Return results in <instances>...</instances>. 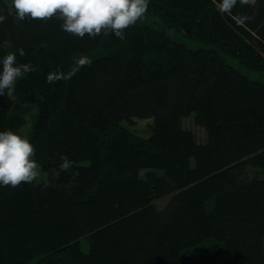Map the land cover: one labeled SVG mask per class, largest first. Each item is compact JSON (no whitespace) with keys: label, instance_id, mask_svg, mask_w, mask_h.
<instances>
[{"label":"trees","instance_id":"trees-1","mask_svg":"<svg viewBox=\"0 0 264 264\" xmlns=\"http://www.w3.org/2000/svg\"><path fill=\"white\" fill-rule=\"evenodd\" d=\"M220 2L149 0L123 39H80L56 18L17 25L0 0V60L33 69L0 96V131L20 134L35 107L46 176L0 186V264H264V81L249 77L264 76V0ZM82 56L90 66L47 83ZM191 115L204 144L183 127ZM133 120L152 121L149 138ZM60 155L79 172L70 189V173L52 179Z\"/></svg>","mask_w":264,"mask_h":264},{"label":"clouds","instance_id":"clouds-1","mask_svg":"<svg viewBox=\"0 0 264 264\" xmlns=\"http://www.w3.org/2000/svg\"><path fill=\"white\" fill-rule=\"evenodd\" d=\"M241 4H250L252 0H239ZM149 0H11L14 9L13 22L17 25L25 20L48 21L53 18L62 21L61 29L70 35L83 39L86 35L90 39L98 36H114L124 38V31L140 20L148 10ZM237 0H221L218 10L221 13H231ZM8 19L5 9L0 7V24ZM251 17L240 15L237 22L243 25ZM8 42L4 41L3 46ZM20 56H24L23 49H17ZM87 56L76 61V67L65 73L61 67L49 72L46 81L53 84L60 80L71 79L80 68L90 66ZM0 96L6 91L11 95L14 83L24 74L33 71L30 64H17L15 52H10L0 60ZM35 147L28 138L12 130L0 131V186L16 188L22 183H33L40 176V165L34 159ZM59 171L51 170L52 179L60 172L70 173V179L64 185L70 189L78 171H73L75 161L67 155L59 156ZM48 187L47 184L44 185Z\"/></svg>","mask_w":264,"mask_h":264},{"label":"rangeland","instance_id":"rangeland-1","mask_svg":"<svg viewBox=\"0 0 264 264\" xmlns=\"http://www.w3.org/2000/svg\"><path fill=\"white\" fill-rule=\"evenodd\" d=\"M97 55H98L97 53H93L91 56H89V58L91 59L96 58ZM227 62L241 69L239 67V64L236 61L228 59ZM241 70L244 73H247L244 69H241ZM249 77L255 81L257 80L264 81V76H256V75L249 74ZM35 116H36L35 107H30L29 111H27L26 116H25V123L20 129V135L26 138L29 137V134L32 132ZM151 124H152V121L133 120L132 123H129V124L127 123V126L135 134L147 139L151 135V129H150ZM182 124L186 130L194 134V136L197 138L199 143L204 144L206 142L207 140L206 131L201 125H199L196 122L193 115L184 118L182 120ZM257 173H258L257 169L250 168L249 173H248V178L252 179ZM45 177H46L45 174L40 169V176L38 177L37 181L45 180ZM167 203H168V199H164V200L158 201L157 206L158 208L162 209L163 207H165ZM200 253H201V248H197V249L191 250L189 255H195L197 258H199Z\"/></svg>","mask_w":264,"mask_h":264}]
</instances>
